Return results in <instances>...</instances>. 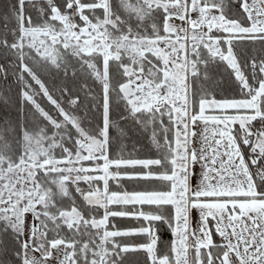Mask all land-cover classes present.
<instances>
[{
    "label": "snow or ice",
    "instance_id": "snow-or-ice-1",
    "mask_svg": "<svg viewBox=\"0 0 264 264\" xmlns=\"http://www.w3.org/2000/svg\"><path fill=\"white\" fill-rule=\"evenodd\" d=\"M0 264H264V0L0 3Z\"/></svg>",
    "mask_w": 264,
    "mask_h": 264
},
{
    "label": "trees",
    "instance_id": "trees-1",
    "mask_svg": "<svg viewBox=\"0 0 264 264\" xmlns=\"http://www.w3.org/2000/svg\"><path fill=\"white\" fill-rule=\"evenodd\" d=\"M3 2H4V0H0V3H3ZM129 135L132 137V139H129L127 141V144H128V149L131 150L132 143L135 139H137V137L132 133H129Z\"/></svg>",
    "mask_w": 264,
    "mask_h": 264
}]
</instances>
